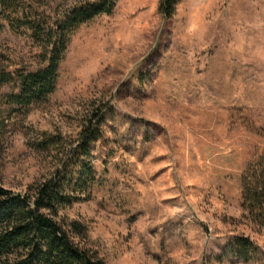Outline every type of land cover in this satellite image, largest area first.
Instances as JSON below:
<instances>
[{
  "label": "rangeland",
  "instance_id": "1",
  "mask_svg": "<svg viewBox=\"0 0 264 264\" xmlns=\"http://www.w3.org/2000/svg\"><path fill=\"white\" fill-rule=\"evenodd\" d=\"M59 19L93 0H22ZM117 0L70 34L56 91L7 113L0 87V184L24 188L56 167L55 150L105 113L86 200L61 211L86 229L106 264H264V227L242 207V176L264 150V0ZM42 44L24 28L0 31V67L45 66ZM106 112V113H107ZM247 237L256 256L234 247Z\"/></svg>",
  "mask_w": 264,
  "mask_h": 264
},
{
  "label": "trees",
  "instance_id": "2",
  "mask_svg": "<svg viewBox=\"0 0 264 264\" xmlns=\"http://www.w3.org/2000/svg\"><path fill=\"white\" fill-rule=\"evenodd\" d=\"M116 1L81 3L49 22L42 15L29 13L22 0H0V31L6 25L16 32L24 28L45 51L42 68L0 67V87L19 82L16 91L2 96L8 114L27 111L56 91L58 69L70 34L99 15L112 14ZM178 1L160 0L164 17L174 14ZM106 112L95 113L69 145H63L60 135L45 136L34 144L36 150H55L60 157L45 179L34 180L21 189L0 184V264H106L87 247L85 226L60 214L65 207L89 196L95 181L91 153L102 136L106 116H111ZM242 207L253 222L264 227V150L249 161L243 173ZM233 244L244 261L256 256L249 238H238Z\"/></svg>",
  "mask_w": 264,
  "mask_h": 264
}]
</instances>
